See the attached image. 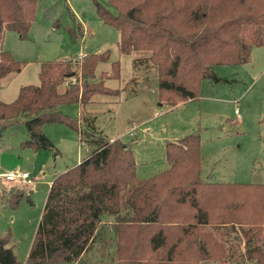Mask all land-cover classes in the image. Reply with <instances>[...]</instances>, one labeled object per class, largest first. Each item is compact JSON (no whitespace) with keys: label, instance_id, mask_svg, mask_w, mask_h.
Masks as SVG:
<instances>
[{"label":"trees","instance_id":"1","mask_svg":"<svg viewBox=\"0 0 264 264\" xmlns=\"http://www.w3.org/2000/svg\"><path fill=\"white\" fill-rule=\"evenodd\" d=\"M108 1L117 13L97 2L100 20L118 30L123 27L121 53L132 55L140 44L152 50L159 97L168 105L200 98L204 79H221L214 66L249 62L253 47L264 45V0ZM45 4L0 0V86L22 67L3 49L5 30L28 38L41 5L45 19L53 18V27L66 33L71 43L84 37L75 12L68 8L71 20L64 22L54 18L56 5ZM109 58V51H104L80 59L46 60L39 84L20 87L10 102L0 99V131L24 123L27 138L22 147L55 150L44 129L54 123L75 129L88 146L79 163L54 177L28 261L88 264L93 252V264H264V183L208 181L188 178L189 172L184 179L170 177L182 163L169 147V167L141 178L127 143L96 133L89 116L82 119L62 111L66 105L93 102L95 94L117 91L106 80L120 78L119 61L111 62L110 70H102L96 79L98 65ZM190 139L195 145L186 143V152L194 151L188 162L202 160L199 137L184 141ZM25 195L23 190L11 194L9 205L17 208ZM224 227L241 229L248 242L243 254L237 243L227 244ZM10 236L9 232L0 237V263L23 264L8 246Z\"/></svg>","mask_w":264,"mask_h":264},{"label":"rangeland","instance_id":"2","mask_svg":"<svg viewBox=\"0 0 264 264\" xmlns=\"http://www.w3.org/2000/svg\"><path fill=\"white\" fill-rule=\"evenodd\" d=\"M97 2L117 13L108 0H45L47 7L56 5L54 18L61 17L66 22L71 20L68 8L75 12L85 32L75 44L66 33L53 27V18L45 19L42 5L28 38L6 29L3 49L21 61L22 67L2 80L0 99L10 102L17 97L20 87L39 84L41 65L46 60L78 59L80 53L109 51V60L98 65L96 79L102 70H110L111 62L119 61L120 78L106 80V85L117 91L95 94L93 102L66 105L62 111L82 119L89 116L94 119L96 133L108 140L121 138L127 143L134 153L137 176L149 178L167 169L169 147L182 163L178 164L177 173L168 174L170 177L180 179L189 172L188 178L200 176L208 181L264 183V45L253 47L249 62L214 66L221 79H204L200 98L168 105L159 97L152 50L140 44L141 48L133 50L132 55L121 53L119 41L123 27L118 30L103 23ZM86 127L83 121V131ZM44 129L55 143V150L22 147L21 142L27 138L24 123L0 131V178L19 168L28 172L31 180L25 184L0 179V237L10 232L8 246L23 264H35L28 261V254L54 177L87 155V143L80 141L75 129L62 123L48 124ZM85 134L88 137L87 131ZM192 135L201 141L202 160L188 162L194 151L186 152V143L191 141L195 145V141L184 140ZM194 157L190 160L194 161ZM20 190L26 195L14 209L8 203V196ZM221 232L228 245L237 243L239 253H244L248 242L240 228L233 231L224 227ZM89 256L86 261L93 264L95 254L91 252ZM97 258H100L98 254Z\"/></svg>","mask_w":264,"mask_h":264},{"label":"built area","instance_id":"3","mask_svg":"<svg viewBox=\"0 0 264 264\" xmlns=\"http://www.w3.org/2000/svg\"><path fill=\"white\" fill-rule=\"evenodd\" d=\"M84 56H85V54H81V53L78 55L79 58H82ZM235 112H237V110ZM133 131L134 130L131 129L130 133L132 134ZM1 178L6 182H20V183L22 182L25 184L31 183L29 173L24 171V170H21L19 168L18 169H12V170L6 172L5 174H2Z\"/></svg>","mask_w":264,"mask_h":264},{"label":"crops","instance_id":"4","mask_svg":"<svg viewBox=\"0 0 264 264\" xmlns=\"http://www.w3.org/2000/svg\"><path fill=\"white\" fill-rule=\"evenodd\" d=\"M84 54H85V53H84ZM82 107H83V106H82ZM84 107H85V106H84ZM79 162H80V161H79ZM79 162H78V163H79ZM168 167H169V166H168ZM0 179H1V178H0Z\"/></svg>","mask_w":264,"mask_h":264}]
</instances>
